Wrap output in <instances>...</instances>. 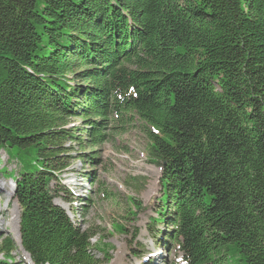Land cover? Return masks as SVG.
Masks as SVG:
<instances>
[{"label": "trees", "instance_id": "obj_1", "mask_svg": "<svg viewBox=\"0 0 264 264\" xmlns=\"http://www.w3.org/2000/svg\"><path fill=\"white\" fill-rule=\"evenodd\" d=\"M133 116L162 168L157 236L183 264H264V0H0V151L23 164L2 174L30 264L108 257L51 183L67 143L101 147Z\"/></svg>", "mask_w": 264, "mask_h": 264}, {"label": "rangeland", "instance_id": "obj_2", "mask_svg": "<svg viewBox=\"0 0 264 264\" xmlns=\"http://www.w3.org/2000/svg\"><path fill=\"white\" fill-rule=\"evenodd\" d=\"M84 128L76 119L68 128ZM110 138L101 147L82 151L75 143H67L64 156L70 164L52 181L51 188L57 196L55 205L60 207L73 223L82 229L91 228L99 233L92 244H109L108 257L93 251L102 264H183L177 247L166 236L163 224L151 225L159 211L162 168L152 164L148 156V140L142 122L133 116L126 125H112ZM82 157V158H79ZM92 158L94 162H90ZM19 178L23 164L10 161L5 151H0V245L8 238L15 244L11 257L16 264L30 263L20 251V207L15 199V184L2 174V170ZM65 189L68 194L60 192ZM103 191L112 194L110 199ZM128 198L141 206L136 217L130 215L134 208ZM124 226L125 232L115 230ZM157 231V233H156ZM107 259V260H106Z\"/></svg>", "mask_w": 264, "mask_h": 264}, {"label": "bare ground", "instance_id": "obj_3", "mask_svg": "<svg viewBox=\"0 0 264 264\" xmlns=\"http://www.w3.org/2000/svg\"><path fill=\"white\" fill-rule=\"evenodd\" d=\"M4 188H6L5 186H0V189L2 190V189H4ZM21 251V250H20ZM22 252V251H21ZM25 255V254H24ZM26 256V255H25ZM27 257V256H26Z\"/></svg>", "mask_w": 264, "mask_h": 264}]
</instances>
